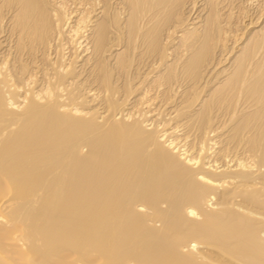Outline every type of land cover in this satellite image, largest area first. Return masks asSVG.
I'll list each match as a JSON object with an SVG mask.
<instances>
[{
  "label": "bare ground",
  "instance_id": "6f19581e",
  "mask_svg": "<svg viewBox=\"0 0 264 264\" xmlns=\"http://www.w3.org/2000/svg\"><path fill=\"white\" fill-rule=\"evenodd\" d=\"M0 264H264V0H0Z\"/></svg>",
  "mask_w": 264,
  "mask_h": 264
}]
</instances>
